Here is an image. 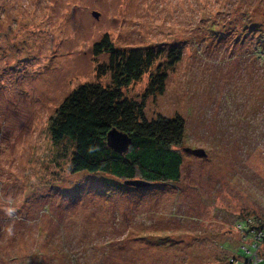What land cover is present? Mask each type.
<instances>
[{
    "label": "rangeland",
    "instance_id": "rangeland-1",
    "mask_svg": "<svg viewBox=\"0 0 264 264\" xmlns=\"http://www.w3.org/2000/svg\"><path fill=\"white\" fill-rule=\"evenodd\" d=\"M104 36L152 51L122 91L146 119L182 117L177 182L72 172V144L51 137L75 88L108 83ZM262 222L264 0H0V264H240Z\"/></svg>",
    "mask_w": 264,
    "mask_h": 264
},
{
    "label": "trees",
    "instance_id": "trees-1",
    "mask_svg": "<svg viewBox=\"0 0 264 264\" xmlns=\"http://www.w3.org/2000/svg\"><path fill=\"white\" fill-rule=\"evenodd\" d=\"M256 14L251 11L242 18L258 21ZM226 24L222 23V27ZM104 51L109 55L108 61L97 64L95 71L97 76L108 73V83H85L75 88L49 119L52 139L72 144V172L108 174L122 180L140 178L150 183L177 182L183 162L178 149L184 138L182 117L157 115L146 119L143 103L128 98L122 91L151 66L152 51L118 50L107 36L93 45L94 55ZM164 78L165 72L150 73L146 93L162 92ZM110 129L129 138L124 151L117 152L107 144ZM262 225L264 222L259 227Z\"/></svg>",
    "mask_w": 264,
    "mask_h": 264
},
{
    "label": "water",
    "instance_id": "water-1",
    "mask_svg": "<svg viewBox=\"0 0 264 264\" xmlns=\"http://www.w3.org/2000/svg\"><path fill=\"white\" fill-rule=\"evenodd\" d=\"M93 14L97 15L96 12H93ZM129 141L130 140L127 137V135L115 129H110L107 132L106 142L111 148H113L117 152L124 151L127 148ZM184 151L188 153L202 155V156L205 155V152L202 149H191V148L185 147ZM124 183L127 185H133V186H147L148 184H150V182L144 181L143 179H137V178L127 179L124 181Z\"/></svg>",
    "mask_w": 264,
    "mask_h": 264
},
{
    "label": "built area",
    "instance_id": "built-area-1",
    "mask_svg": "<svg viewBox=\"0 0 264 264\" xmlns=\"http://www.w3.org/2000/svg\"><path fill=\"white\" fill-rule=\"evenodd\" d=\"M246 232L247 234L245 235V237H251L252 241L248 246H243L242 248H239L243 250L242 255L243 259L245 260L240 264H259L261 262V258L257 256V250L260 245L264 242V225L258 227L257 229L249 227Z\"/></svg>",
    "mask_w": 264,
    "mask_h": 264
}]
</instances>
